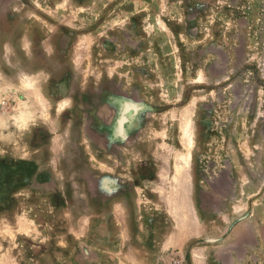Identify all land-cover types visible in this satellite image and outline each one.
Here are the masks:
<instances>
[{
    "label": "rangeland",
    "instance_id": "rangeland-1",
    "mask_svg": "<svg viewBox=\"0 0 264 264\" xmlns=\"http://www.w3.org/2000/svg\"><path fill=\"white\" fill-rule=\"evenodd\" d=\"M186 186L197 226L163 256ZM203 240L201 264H264V0H0V264H191Z\"/></svg>",
    "mask_w": 264,
    "mask_h": 264
},
{
    "label": "crops",
    "instance_id": "crops-1",
    "mask_svg": "<svg viewBox=\"0 0 264 264\" xmlns=\"http://www.w3.org/2000/svg\"><path fill=\"white\" fill-rule=\"evenodd\" d=\"M182 190H183L182 187H173V189L170 192L162 193L163 194L162 199L169 201V199H172L173 197V200L169 201L168 203H164V205H161L162 207L161 212L163 214L162 215L163 218H161V223L163 224L164 222H168V226L170 227V230L168 232H162V230H159L157 231L158 234L155 235L154 237L156 242L159 243L158 251L163 256L174 253L175 248L181 247L183 242L185 241L186 242L190 241L189 236L193 232V229H194L193 226H197V224L195 223V220L197 221V219H195V212H194V207L192 203V197H190V200H189V196H188L190 194L189 192L190 189L188 186H186L184 191ZM168 194H169V197L167 196ZM180 195L184 197L183 201L186 200V202H184V205H181V203L178 201V199L181 198V197H178ZM174 200H176V202H172ZM118 202H119V206H121L120 209L123 211V216H124L125 202L123 198L118 199ZM113 208H114V205H113ZM158 222H160V220H158ZM173 229H175V231ZM179 230L182 233V237L180 238L177 237V233ZM237 235H238V232L236 231L234 232L233 235L230 234V236H228L224 240H221V239L217 240V241H221L225 243L223 247L224 253L225 252L232 253L233 255L231 256V258H234L236 256L238 257L242 256V255L239 256L235 252L237 250V246L241 245L240 243H237V242L242 243V240L241 241L238 240ZM200 241L198 240L199 243ZM201 243H203L201 246L191 245V247H187L190 253V257H191V264H201L199 260L200 256L205 258V253L207 249L211 248L210 245L204 244V243H210V242H204L203 240V242ZM245 257L246 255H244L242 258L244 259ZM249 257H252V256L249 255ZM214 258L216 260V256L211 257V259H214ZM207 259L208 258L206 257L205 262H203L202 264H206ZM211 263L215 264L212 260L211 262H209V264Z\"/></svg>",
    "mask_w": 264,
    "mask_h": 264
},
{
    "label": "bare ground",
    "instance_id": "bare-ground-1",
    "mask_svg": "<svg viewBox=\"0 0 264 264\" xmlns=\"http://www.w3.org/2000/svg\"><path fill=\"white\" fill-rule=\"evenodd\" d=\"M187 121V120H186ZM185 124V123H184ZM187 124V123H186ZM189 124V123H188ZM178 163H177V166L175 167L176 169L175 170H179V168H180V166L182 165V164H184L185 165V161H186V163H187V160H186V158L184 157V156H180L179 158H178ZM182 169H184L183 167H182ZM182 169H180L179 171H181ZM189 169V168H188ZM185 170V169H184ZM184 170H182V171H184ZM185 171H187V170H185ZM174 172V171H173ZM181 173V172H180ZM184 174V173H183ZM179 175V174H178ZM181 175V174H180ZM175 176V175H174ZM172 178H174L173 176H172ZM176 178V177H175ZM178 178V177H177ZM176 178V179H177ZM182 178H184L183 177V175H182ZM176 179H175V181H176ZM177 181H178V179H177ZM175 186V185H174ZM175 193V192H174Z\"/></svg>",
    "mask_w": 264,
    "mask_h": 264
},
{
    "label": "built area",
    "instance_id": "built-area-1",
    "mask_svg": "<svg viewBox=\"0 0 264 264\" xmlns=\"http://www.w3.org/2000/svg\"><path fill=\"white\" fill-rule=\"evenodd\" d=\"M174 263H178V264H187L186 261H185V258L182 257V258H178V259H175L174 260Z\"/></svg>",
    "mask_w": 264,
    "mask_h": 264
}]
</instances>
